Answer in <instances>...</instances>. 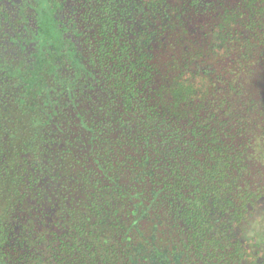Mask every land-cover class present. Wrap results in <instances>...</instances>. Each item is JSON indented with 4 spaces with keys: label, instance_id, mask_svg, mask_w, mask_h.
I'll use <instances>...</instances> for the list:
<instances>
[{
    "label": "trees",
    "instance_id": "trees-1",
    "mask_svg": "<svg viewBox=\"0 0 264 264\" xmlns=\"http://www.w3.org/2000/svg\"><path fill=\"white\" fill-rule=\"evenodd\" d=\"M88 2L105 39L85 51L82 199L60 234H15L18 166L42 144L2 93L0 264H264L236 232L264 201V0Z\"/></svg>",
    "mask_w": 264,
    "mask_h": 264
},
{
    "label": "flooded vegetation",
    "instance_id": "flooded-vegetation-1",
    "mask_svg": "<svg viewBox=\"0 0 264 264\" xmlns=\"http://www.w3.org/2000/svg\"><path fill=\"white\" fill-rule=\"evenodd\" d=\"M90 9L88 0H0V97L17 96L22 121H32L23 135L32 148L42 144L18 166L25 170L10 225L25 240L42 231L60 234L82 199L74 168L82 169L90 151L84 99L92 70L85 51L105 39L90 29L98 18ZM14 130L18 139L22 131ZM14 240L7 250H20Z\"/></svg>",
    "mask_w": 264,
    "mask_h": 264
},
{
    "label": "rangeland",
    "instance_id": "rangeland-1",
    "mask_svg": "<svg viewBox=\"0 0 264 264\" xmlns=\"http://www.w3.org/2000/svg\"><path fill=\"white\" fill-rule=\"evenodd\" d=\"M248 254L264 252V201L236 230Z\"/></svg>",
    "mask_w": 264,
    "mask_h": 264
}]
</instances>
